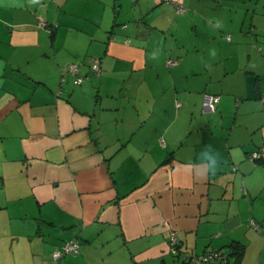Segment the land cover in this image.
Instances as JSON below:
<instances>
[{"label":"crops","instance_id":"1","mask_svg":"<svg viewBox=\"0 0 264 264\" xmlns=\"http://www.w3.org/2000/svg\"><path fill=\"white\" fill-rule=\"evenodd\" d=\"M183 4L0 0V264H264V0Z\"/></svg>","mask_w":264,"mask_h":264},{"label":"built area","instance_id":"2","mask_svg":"<svg viewBox=\"0 0 264 264\" xmlns=\"http://www.w3.org/2000/svg\"><path fill=\"white\" fill-rule=\"evenodd\" d=\"M184 0H161L162 3L169 4L174 7L176 13H184L186 8L183 4ZM169 64H173L175 59H169ZM91 70L93 72H99V60L95 59L91 64ZM67 72L75 73L77 71V65H71L66 69ZM83 78L76 75V82L81 83ZM219 101V96L215 94L205 93L203 95L202 110L204 112H211L215 110L216 104ZM177 105H180L177 102ZM249 157L253 160H259L264 158V145L260 146L255 151L251 152ZM255 228H259V224L252 222ZM179 239L175 234L170 237V249L173 254L184 264H213L216 261L223 260L224 256L221 251L208 250L201 254L186 255L180 253L178 249ZM78 252V241L76 239L68 240L64 242L60 247L53 250L51 254V260L47 264H61L60 261L66 254H76Z\"/></svg>","mask_w":264,"mask_h":264},{"label":"trees","instance_id":"3","mask_svg":"<svg viewBox=\"0 0 264 264\" xmlns=\"http://www.w3.org/2000/svg\"><path fill=\"white\" fill-rule=\"evenodd\" d=\"M259 224V228H261L262 226H264V225H262V224H260V223H258ZM178 249L180 250V248H179V246H178ZM242 250H243V245L241 244V243H239V242H232L230 245H229V249H228V256H230V255H233L234 257H238L240 254H241V252H242ZM214 251H221V250H214ZM180 253H184V254H186V255H195V254H188V253H185V252H183V251H179ZM222 252V255L224 256V258H223V260H220V262H222V263H224V264H227L228 263V257H227V255H225L224 253H223V251H221ZM173 254V253H172ZM174 256H176V254H173ZM182 262V261H181ZM216 262H218V261H216ZM182 264H184L183 262H182Z\"/></svg>","mask_w":264,"mask_h":264}]
</instances>
